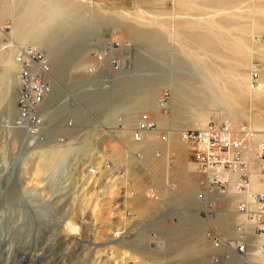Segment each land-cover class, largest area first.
I'll return each mask as SVG.
<instances>
[{
  "label": "rangeland",
  "instance_id": "obj_1",
  "mask_svg": "<svg viewBox=\"0 0 264 264\" xmlns=\"http://www.w3.org/2000/svg\"><path fill=\"white\" fill-rule=\"evenodd\" d=\"M31 50L49 90L22 120L7 63ZM260 74L264 0H0V264H264L258 196L214 216L224 236L204 203L162 198L167 142L212 123L264 134ZM156 101L163 121L138 107ZM144 116L151 152L133 137Z\"/></svg>",
  "mask_w": 264,
  "mask_h": 264
},
{
  "label": "crops",
  "instance_id": "obj_2",
  "mask_svg": "<svg viewBox=\"0 0 264 264\" xmlns=\"http://www.w3.org/2000/svg\"><path fill=\"white\" fill-rule=\"evenodd\" d=\"M190 36L194 37V46L199 47L201 36L197 33L187 35V37ZM260 85H264V74H260ZM258 132L259 134L250 143H248L249 137L244 136V148L240 150L242 164L238 165L233 172L224 171L222 173L223 176L230 177L223 187L213 183L210 175L199 169L194 153L187 142L186 144H177L169 141L163 151L167 161V174L162 176L163 183L166 182L165 191H163L165 193L162 195L163 200L171 203L176 198L181 203H204L208 206L210 221H213L209 223V227L212 225L224 236L225 224L216 221L214 216L229 215L231 212L238 214L239 208L246 206L245 203H253L257 196L264 192V180L261 177L264 171V158L259 155L264 146V134L260 135V129ZM259 143L260 147L257 148ZM241 182H245L246 185L239 186ZM240 213L248 218L247 209ZM230 225L235 227L237 224L233 222ZM240 225L241 223L237 226ZM242 228L241 226L240 231ZM242 234L243 232L236 234L235 238H243ZM263 252L264 232L260 233V256L263 255ZM260 264L262 263L260 262Z\"/></svg>",
  "mask_w": 264,
  "mask_h": 264
},
{
  "label": "built area",
  "instance_id": "obj_3",
  "mask_svg": "<svg viewBox=\"0 0 264 264\" xmlns=\"http://www.w3.org/2000/svg\"><path fill=\"white\" fill-rule=\"evenodd\" d=\"M16 61L19 63L20 80L23 83L19 97V114L24 120L28 119L30 112L42 103L49 90L43 76L49 73L50 67L44 55L33 50L20 53ZM256 76L254 73L253 77L256 78ZM142 120L144 122L140 123V130L133 134L135 140H140L141 130L154 127V123L149 122L147 116H144ZM182 138L193 151L199 169L210 175L211 181L221 187L225 185V182L220 179V174L226 170L233 172L238 165L242 164L240 150L244 148V140L233 137L232 131L223 125L212 123L202 129L185 131L182 133ZM259 155L264 158V146ZM261 177L264 180V171ZM244 183H239V186H243ZM258 202L260 203L258 229L262 233L264 232V192L258 195ZM218 243L216 242L215 245L218 246ZM235 247L236 252L238 250L243 252V245H235Z\"/></svg>",
  "mask_w": 264,
  "mask_h": 264
},
{
  "label": "bare ground",
  "instance_id": "obj_4",
  "mask_svg": "<svg viewBox=\"0 0 264 264\" xmlns=\"http://www.w3.org/2000/svg\"><path fill=\"white\" fill-rule=\"evenodd\" d=\"M198 34V33H197ZM201 36V43L202 45L203 44H206V41H210L209 38L207 37V34L206 33H203V34H199ZM185 37H187V35L185 34ZM188 38V37H187ZM189 39V38H188ZM190 39H191V36H190ZM193 40V39H191ZM33 41H37V39H33ZM211 42V41H210ZM13 48V47H12ZM113 49V48H112ZM208 52V51H207ZM12 54V53H11ZM13 59V58H12ZM19 64L17 61L14 60V62H8L7 63V73H8V76L10 74V77L12 79V75L14 76V74H16L15 72L20 71V68L18 67ZM219 71V70H218ZM221 73V71L219 72ZM257 77V76H256ZM9 78V77H8ZM12 81V80H11ZM19 81H20V74H19ZM207 82H204V84L206 86H208V88L210 89L209 92H212V90L214 88H218L217 86V83L213 80V81H208L206 80ZM10 83V82H9ZM20 84V83H19ZM221 93V92H220ZM222 95V93H221ZM220 98V99H219ZM219 98L216 97V99L214 100L215 104H222V103H225V100L223 98V96H220ZM150 103V102H149ZM147 102H141L138 107L139 108H149V109H152V110H155L157 113H158V120L159 121H163V117L159 114V108H161V103L160 101H156L154 106H152V104H149ZM49 109V106H45V110H48ZM44 110V111H45ZM137 122V120L135 121ZM144 122L142 119H140V121L138 122V125L140 123ZM146 123V122H145ZM139 130H140V125H139ZM148 131V132H147ZM140 135H141V139L136 141L138 147H141L143 150H145L146 152H151L155 146H158L159 142L157 141L156 139V134L157 131H156V128L155 129H143L140 131ZM244 140V139H243ZM170 144V143H169ZM166 146L168 145V142L165 144Z\"/></svg>",
  "mask_w": 264,
  "mask_h": 264
}]
</instances>
